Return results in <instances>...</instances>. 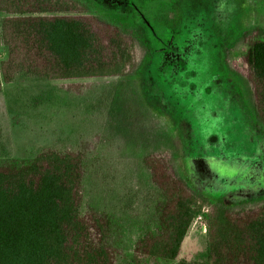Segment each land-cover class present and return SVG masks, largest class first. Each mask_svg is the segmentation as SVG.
I'll return each instance as SVG.
<instances>
[{
	"label": "trees",
	"instance_id": "obj_1",
	"mask_svg": "<svg viewBox=\"0 0 264 264\" xmlns=\"http://www.w3.org/2000/svg\"><path fill=\"white\" fill-rule=\"evenodd\" d=\"M178 1H161L157 19L175 25ZM91 7L88 0H0L7 51L0 91L39 78L86 96L93 92L86 79L117 78L109 86L112 118L90 137L41 146L27 158L0 155V264L175 260L206 205L201 259L182 264H264V165L251 169V186L216 202L204 193L256 152H236V126L212 118L190 124L174 110L161 92L150 23L114 22ZM223 44L224 76L244 103L241 116L264 138V28L245 27Z\"/></svg>",
	"mask_w": 264,
	"mask_h": 264
},
{
	"label": "rangeland",
	"instance_id": "obj_2",
	"mask_svg": "<svg viewBox=\"0 0 264 264\" xmlns=\"http://www.w3.org/2000/svg\"><path fill=\"white\" fill-rule=\"evenodd\" d=\"M88 1L92 12L108 15L114 22L150 23L156 43L155 70L161 73L162 79L159 80L161 92L175 105L174 110L183 113L190 124H212L208 122L212 118L216 124L236 126V152H256L252 164L240 160L234 172H225L207 184L205 195L216 202L230 190L251 186L257 180L251 169H256L257 164L264 165V138L253 130V119L241 116L244 103L224 76L222 45L245 27L264 28V0H180L176 3L175 14L179 16L175 25L163 24L157 19L163 0ZM2 16L0 13V59L7 55L1 39ZM185 77L188 84L182 85L180 81ZM116 80V77L86 79L93 90L86 96L70 94L58 86L59 81L26 78L3 83L0 155L27 158L41 146L90 137L104 120L112 118L114 103L109 100V86ZM234 137L236 135H232V139ZM261 182L264 180L259 178L258 184ZM208 209L210 205H206L192 222L178 257L171 261L161 260L159 264H182L201 259L200 253L206 243L204 215ZM123 264L137 263L127 259Z\"/></svg>",
	"mask_w": 264,
	"mask_h": 264
},
{
	"label": "water",
	"instance_id": "obj_3",
	"mask_svg": "<svg viewBox=\"0 0 264 264\" xmlns=\"http://www.w3.org/2000/svg\"><path fill=\"white\" fill-rule=\"evenodd\" d=\"M0 49H2V48H0Z\"/></svg>",
	"mask_w": 264,
	"mask_h": 264
}]
</instances>
